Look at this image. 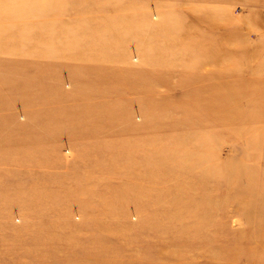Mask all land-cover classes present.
<instances>
[{"label":"rangeland","instance_id":"1","mask_svg":"<svg viewBox=\"0 0 264 264\" xmlns=\"http://www.w3.org/2000/svg\"><path fill=\"white\" fill-rule=\"evenodd\" d=\"M263 56L264 0H0V264H264Z\"/></svg>","mask_w":264,"mask_h":264},{"label":"bare ground","instance_id":"2","mask_svg":"<svg viewBox=\"0 0 264 264\" xmlns=\"http://www.w3.org/2000/svg\"><path fill=\"white\" fill-rule=\"evenodd\" d=\"M192 21H191V24H193V25H206V26H208V27H212V28H215V29H217V30H221V28H222V25H220V23L218 24V21H216V19L215 20H207V17H205V18H203V17H199L200 15H197V14H195V12H193L192 11ZM218 34V33H217ZM225 41V40H224ZM223 42V41H222ZM222 42L220 43V42H218V45L216 46L217 47V49H216V51L217 50H219L220 51V46H222ZM227 44H229L230 43V39L229 38H226V41H225ZM214 52H215V49H214ZM218 54H219V52H217V56H218ZM253 58H255V56L253 57ZM248 61L249 62H251L252 60H251V58H250V55H249V57H248ZM218 61H217V59H216V62L215 63H217ZM263 63H264V56H263ZM205 67V66H204ZM206 68V67H205ZM220 69H222V68H220ZM264 77V73L263 74H261L260 76H259V78H263ZM260 94H264V89H260Z\"/></svg>","mask_w":264,"mask_h":264}]
</instances>
